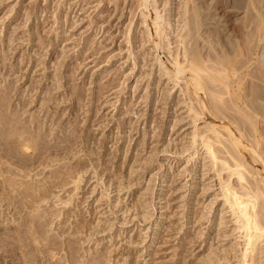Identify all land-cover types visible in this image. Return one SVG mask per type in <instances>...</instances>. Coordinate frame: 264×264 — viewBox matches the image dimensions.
Returning <instances> with one entry per match:
<instances>
[{
  "label": "rangeland",
  "instance_id": "obj_1",
  "mask_svg": "<svg viewBox=\"0 0 264 264\" xmlns=\"http://www.w3.org/2000/svg\"><path fill=\"white\" fill-rule=\"evenodd\" d=\"M78 1L0 0V90L9 84L12 96L5 112L29 116L46 107L67 131L76 112L78 141L91 138L30 173L34 181L83 164L39 202L53 216L49 234L78 237V257L103 264H242L244 231L223 193L250 207L253 183L264 190V154L250 151L255 141L256 151L264 149V0ZM187 49L206 61L208 74L227 76L228 87L214 81L197 92ZM77 89L83 101L72 109ZM20 97L30 104L22 110ZM233 155L244 167H234ZM6 169L23 174L2 159L0 181ZM0 204L2 237L16 222L13 207ZM73 216L89 230L74 234ZM257 244L263 252L247 251L246 264H264V237Z\"/></svg>",
  "mask_w": 264,
  "mask_h": 264
},
{
  "label": "bare ground",
  "instance_id": "obj_2",
  "mask_svg": "<svg viewBox=\"0 0 264 264\" xmlns=\"http://www.w3.org/2000/svg\"><path fill=\"white\" fill-rule=\"evenodd\" d=\"M93 1L95 0H83L82 2L78 1L77 2L78 4L76 3V5H79L80 7V4L84 3V5L87 6L90 5ZM117 1L118 0H115V4L117 3ZM139 2H140L139 5H145L144 4L145 0H139ZM106 8L103 9L104 12H106ZM188 18H189L188 30L189 32L191 31L192 33L193 31H195L193 27L194 25L193 13H191ZM184 52L187 59V67L190 70H192L194 74H196V76L194 75L196 79L197 78L201 79L200 84H198L199 82H197L196 79L193 78L194 80H192L193 82L192 84L195 87V90H197V92L198 90L200 92L201 89L204 91L210 89L211 87L209 86L210 84H208L209 82L217 81L219 83H222L226 88L231 83L229 82L228 77L225 75L218 76V75L208 74L203 68V63L206 61L202 62L200 59H198L199 56L196 57V55L191 49H187ZM200 73L201 74L205 73V75L207 76L206 78H209V80L207 79L208 82L205 81L204 78H202L203 75H201ZM223 74H225V72ZM10 88L11 86L7 84L6 86L4 85L2 90H0V160L3 159L4 162L7 163L8 165L11 164V166H15L18 170L22 171L23 174L20 173L22 175L21 177H19L18 175L19 178L17 179L16 178L17 175L13 173L12 170L6 169L5 171L4 170L2 171L3 173H5V175L3 177L1 176L2 178L0 181V203H2L6 207V209H9V207H13L15 211L13 219L16 222L15 225L13 224L14 226L11 225L13 226L12 228L13 232H11V234L2 233V237L0 236L1 237L0 253H1L2 263L9 264L11 262V264H101L102 261L106 260V258H104L105 260H100L98 258L85 260V259H80L78 257L77 249H76L77 247H75V243L78 237L77 239L64 237L58 240L54 235L53 236L50 235L46 227L52 222L53 216L51 215L50 211L47 210V208H45V206H41L39 204V202L41 203V201L51 199L49 197L51 194H53L52 193L53 190L63 189L64 187H66V185L68 184V180L69 179L71 180L72 176H74V173H77L79 169L83 168V164L80 161H76L73 167L70 166L69 164L64 166H59L57 167V169L48 171L47 174L48 176L34 181L31 177L32 176L35 177V176L32 174L30 175L32 171L38 168V166L43 165L45 161L48 160L51 163H53L55 161L60 160V158L58 159L57 157H59L61 154L70 153L79 145L90 143L91 138L89 134L84 135L83 137H81L82 139L78 141L77 139L78 137L75 135V132L78 131L79 128L77 125L78 114L76 112L73 113L72 116L73 120L71 121L70 131H67L59 123L58 112L54 118H50V115H48L47 112L44 111L46 107L44 109L43 107H40L39 112L32 114L29 113L30 114L29 116L25 113L26 112L25 110H24L25 112H18L19 110L16 109L17 110L16 111L14 109L13 110L14 112H5L6 108H9L10 99L12 97L11 95H9L8 92ZM102 90H103L102 87L98 89L96 98L91 97L89 99L88 105L93 106V103H95L98 100L99 96L101 95L100 92H102ZM195 94L197 95L198 93ZM81 95H82L81 90H78L77 93L75 94L74 99L69 100V106H71L72 109L73 107L75 108L76 104H78L81 100L83 101ZM47 102L48 100H45L43 103L45 105L42 104V106H46ZM201 103L203 102L201 101ZM17 105L19 109L22 110L23 108H25L30 104L29 102L27 104L25 98L20 97L18 98ZM24 114H26L25 116L27 117H25ZM246 117L251 122H253L255 118L250 114L246 115ZM238 120L237 119L235 121L233 120V122H235L236 124H240ZM48 123L51 125L50 127L51 129H48L47 126ZM54 125L55 127L52 128ZM226 130L229 134V137L231 138L230 143H233L230 146L233 147L234 145L235 147H238L236 145L237 144L235 139L236 137L234 138L232 134L230 135L228 128H225V131ZM50 141H52V143H50ZM255 142L258 145V141ZM256 144L255 146L254 144L250 146V151L252 154L255 155L257 159L262 157L261 153L264 154V149L263 150L260 149V152L256 151V149L258 150ZM204 147H206V150L208 151L207 153L209 155L208 157L212 158V155H214V159L212 158L211 161L212 160L216 161L218 157L215 151L213 149L210 151L209 145H205ZM230 149L231 148L230 147L228 148L227 146L225 148L226 153L232 156ZM93 154L95 153L93 152ZM233 159L235 162L234 163L235 168H241L242 166L244 167V165L240 162L241 160L238 161V159H235V156ZM235 171H236L235 172L236 176L238 177L237 178L238 181L245 180L244 175L240 173V171L237 170ZM253 184H254L252 186L254 189V193L252 196L253 199L251 198L252 201H250V199L247 200L248 203L251 204L250 207L247 204L239 205L236 199L234 200L232 193L226 191H224L223 193L225 202L228 203L229 207L232 208L233 211L237 214V218L239 219V221H241V223L239 222V224H241L240 227L242 226L241 228H243L242 230L244 231L243 235L245 238L244 239L245 244L242 247L243 250H241L243 251L241 252L242 258L240 257L242 259L241 262L242 264H246L245 258L247 251L255 252L256 254L263 252V248L259 247L257 242L264 237V203L261 202L262 200L261 201L259 200V198L263 195L264 190H262V188H260L257 185V183L256 184L253 183ZM250 196L251 194L249 195V197ZM238 198H241L240 195H238ZM244 206L246 209H244ZM22 213L26 214V216L24 215L25 217H23ZM76 217L78 216H75V218L73 216L74 219H76ZM83 220L78 218L74 220L75 222L73 221L74 225L72 227L69 226V228H71L74 234L79 235V233L82 234L83 232H87V230H89L88 229L89 224H87ZM57 225L58 227H56V234H58L59 237H61L59 233L64 232L63 230L65 226L63 225L65 224L60 221ZM253 257L254 256H252V259H254Z\"/></svg>",
  "mask_w": 264,
  "mask_h": 264
}]
</instances>
